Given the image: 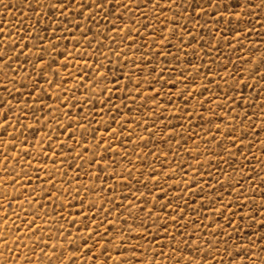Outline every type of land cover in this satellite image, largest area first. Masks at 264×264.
I'll use <instances>...</instances> for the list:
<instances>
[{"label":"snow or ice","instance_id":"6c2138e0","mask_svg":"<svg viewBox=\"0 0 264 264\" xmlns=\"http://www.w3.org/2000/svg\"><path fill=\"white\" fill-rule=\"evenodd\" d=\"M221 6L230 18L235 17L237 25L227 28V32L234 35L231 40L226 36L223 38L224 47L242 48L237 38L242 39L248 29L241 20L254 8L264 7V0L260 4L255 0H236V7L231 9L223 0L220 3L217 0H27L25 7L31 16L25 13L24 19L15 25L10 20H0V24L7 26V31L0 27V148L3 149L0 152V169L3 171L0 179V221L3 222L0 246L9 253L15 249L17 257L24 255L27 264H33L32 256L43 257L44 264H53L54 260L56 264H160V260L169 264V259L171 264H225L220 240L216 238L221 233L226 237L223 242L227 253L231 234L223 230L221 223L209 230L211 224L223 220L236 232L240 224H246L248 220L255 224L254 214H259L262 217L260 229H264V175H261L264 165L257 160L255 168H259V172L254 168L244 172L242 161L237 167V153L245 160L251 155L249 149L240 152L245 146L244 137L264 132V123L259 128L253 125L251 117L237 101V95H228L231 91L237 93L240 100L245 99L239 92L242 84L247 86L246 81L239 79L245 73L242 65L236 67L225 63L221 67L217 64L222 76L212 68L203 74L196 68V76L208 79L209 85L215 84L220 89L217 106L223 110V115L209 108L206 123L212 124L213 118L223 121L225 116L231 121L224 124L228 131H221L220 124H212L208 129L211 133L214 128L222 137L217 142V137L211 136L216 149L214 154L231 173L218 170L216 177L208 173L205 180L200 165L207 161L196 160V157H193L195 168L184 169L183 164L173 168L170 163L164 166L168 168L165 172L163 168L150 165L147 174L140 172L143 180L132 176L133 171H138L135 167L131 170L121 167L122 160L132 165L129 157L135 155V149L141 144L147 147L154 138L153 128L159 119L156 112L168 111L167 105H174L173 97L181 101V104L174 105L176 112L188 113L185 118L189 127L192 114L185 107L188 101L197 100L201 107L211 101V96L199 99L208 92V85H197L191 73L185 75L177 66L188 55V48L192 49L194 57L198 55L197 50L209 56L213 49L220 53L221 41L216 39L218 21L213 23V30L201 35L203 26H200L198 17ZM4 10L7 12L9 6L4 5ZM214 14L223 20L222 13L216 11ZM225 23L230 25L232 20ZM198 27L199 31H196ZM57 29H61L60 35H57ZM233 40L237 43L233 44ZM61 41L65 42L62 49L58 46ZM256 51L255 47L249 49L250 53ZM169 57L171 68L165 63ZM248 61H252L247 69L252 78L256 79L259 73V80L264 81V51H260L258 57L249 55L245 63ZM188 63L192 64V61ZM216 76L224 81L223 87L216 81ZM230 79L235 81L231 88L228 87ZM78 92L81 95L77 96ZM137 98L141 104L133 112L129 101L134 105ZM49 100L54 103H47ZM161 100L163 105L159 103ZM225 103L229 105L227 108ZM237 108L242 109L241 113H236ZM122 109H127L131 115H126ZM149 109L155 110L151 113V127L138 115L143 112L148 116ZM261 110V119L264 120V98ZM105 115L108 119H104ZM198 115L205 119L203 112ZM238 115L241 116L239 120ZM29 119L35 123H25ZM245 121H248L247 128L244 127ZM165 126L170 130L169 141L177 140L176 126L171 123ZM136 129L147 135H137L133 140ZM37 132L40 133L39 139H36ZM29 135L35 143L29 140ZM188 139L184 142L188 143ZM160 143H165L162 136ZM201 143H207V140L203 139ZM254 143L253 136L249 148ZM20 145L30 147L9 153V149ZM260 145L264 152V141H260ZM45 146L47 151H44ZM153 147L155 152L151 154L157 163L161 162V155L164 160L168 159L160 147ZM177 147H180L178 140ZM167 151L173 153L174 162L179 153L173 151L170 143ZM184 151L191 155V149ZM204 154L212 153L208 147L201 152L197 146V155ZM33 160L39 162L34 170ZM77 160L81 161L75 167L77 175L70 177L67 169H72ZM109 166L112 171L107 173ZM117 168L121 170L117 171ZM177 172L181 177L190 172L195 175L180 188L182 181L175 178ZM237 172L241 175L233 180L232 176ZM82 177H87L88 185L82 182ZM116 177L126 182L123 187L129 190V195H132L133 179L146 192L134 196L127 204V197L117 203L115 196L104 198L99 195L114 191L113 187L105 188L104 182ZM213 179L219 189L208 183ZM97 180L101 182L99 185L95 183ZM226 184L227 198L224 195ZM9 185L12 186L11 192L8 191ZM173 188L177 191L173 192ZM90 193H96V198L89 199ZM185 194L192 197L193 205L200 202L195 220L185 217V212L194 211L188 200L182 199ZM113 210L116 216H113ZM201 215L208 217V223L200 219ZM109 216L113 219L109 220ZM120 217H124L123 223ZM66 224L68 228H65ZM77 225L83 228L82 235L69 238L71 226ZM153 233H157L159 239ZM252 235L259 243L254 244L248 237L249 243L241 245L246 250L239 264H264V231L257 230ZM57 237L66 241L67 247L63 242L59 245L51 243ZM165 237L166 244L162 243ZM9 240L12 248L8 246ZM22 248L31 255L22 253ZM165 248L168 252L164 251ZM113 251L117 253L115 257L111 254ZM235 255L240 256V252ZM227 264H237L233 255L228 254Z\"/></svg>","mask_w":264,"mask_h":264},{"label":"rangeland","instance_id":"374dc122","mask_svg":"<svg viewBox=\"0 0 264 264\" xmlns=\"http://www.w3.org/2000/svg\"><path fill=\"white\" fill-rule=\"evenodd\" d=\"M27 0H0V20H10L13 25H15L19 20L24 19V14L27 13L29 16H31V12L27 7H25V3ZM218 3L221 2V0H217ZM223 2L229 4V9L235 8L236 7V0H223ZM256 4H260L261 0H255ZM4 5L9 6V10L5 12L4 10ZM239 11V9H236ZM218 11L219 13L223 14V20H219V17L214 14V12ZM35 19V18H33ZM199 19V24L200 26H203V32H201V35L204 33L213 30L212 25L214 22L216 23V28L219 30V35L216 37V39L221 41V51L220 53H217L215 49L212 50V55L209 56L206 52H200L198 51L197 56H193V52L191 48L186 49L188 55L183 57V62L180 63L177 67L181 70L184 71L185 75H188L189 73L192 74L193 77L196 78L197 85H208V92L204 93V97H200V100H204V98L211 96V101L209 103L204 104L203 107H201L200 103L197 100H189L188 104L185 106L188 108V112L192 114V123L191 126L189 127L188 121L185 118L188 113H178L176 112L175 109V104H181V101L173 97L174 99V105H167L168 111H164L161 109L159 112H156V116L159 117V119L156 121L155 128H153L154 132V138L149 141L148 146L145 147L143 144L140 145V147L135 149V155L132 157H129L132 159V165L127 164V160H122L121 161V167H128L129 170H131L133 167L137 169L138 171H133L132 176L133 177H139L140 180L144 179L143 175H140V172H144L147 174L149 171L150 165L153 168H163V171L167 172L168 168L164 167L165 165H169L171 163V166L173 168H176L177 165L183 164L184 169H188L189 167H196V160H201V161H207V163H202L200 165L201 171L205 173V180H207V174L211 173L213 177H216L218 175V170H227L231 173L230 169H227V165L223 163H219V158L214 154L216 149H215V144L211 140V136L215 135L217 137V142L222 138L219 133L215 132V129L213 128L212 132L210 133L208 129L212 127V124H220L221 125V131H228L224 127L225 123H231V121L228 120V116L224 117V120L221 121L219 119L213 118L212 124L206 123V119L209 116L208 109L211 108L213 111L217 112L218 115H223V110L219 109L217 106V101L219 99L218 93L220 92V89L216 88L215 84H208V79H201L200 77L196 76V68L199 69V72L201 74L208 72L210 68L214 69L215 72H220V76L223 75V72L221 71V68H217L216 65L219 64L221 67L225 63L229 64H235L236 67H240L241 65L245 69V73L243 76H240L239 79L241 81H246V85L244 84L241 85L240 87V94L244 96V100H240V96L237 93L229 91L228 95H237V101L243 106V111H246L248 116L251 117L252 123L256 128H259L262 123H264V120L261 119V101L262 98H264V81L259 80V73L256 74V79L252 78V75L250 72L247 71L249 68V65L252 63V61H248L245 63V61L248 60L249 55H253L254 57H258L260 55V51H264V7L262 8H254L251 10V12H248L247 14L244 15L243 19L241 20V24L244 25L248 31L244 32L243 38H237V40H240V43L243 45V47L237 46L235 50H233L231 47H224L225 40L223 39L225 36L227 39L231 40L233 37V33L227 32L228 27L235 28L237 27L235 17H229L227 11L221 6L217 10H213L210 12H206L204 15H201L198 17ZM229 19L232 20V23L230 25H227L225 22L228 21ZM28 23V21H26ZM206 25V26H205ZM223 26V27H222ZM0 27H4L5 30L7 31V26L0 24ZM33 27H35V24H33ZM43 27V24L41 25ZM57 35L61 34V29H57ZM93 31H96L95 26H93ZM196 31H199V27L196 29ZM43 35V32L40 33ZM70 40L71 37H68ZM237 40H233V44L237 43ZM64 41H61L60 44L58 45L61 49L64 46ZM69 49H71V44L68 45ZM257 48L258 51L255 53H250L249 49L250 48ZM147 51V48L145 49ZM175 51V49H173ZM139 55V54H137ZM62 60L63 57H60ZM192 61V64H189L188 62ZM210 61H215V63H210ZM107 63V62H106ZM165 63L169 64V67L171 68V58L169 57ZM229 71H232L231 68H229ZM155 75V73H153ZM179 75V73H177ZM235 76L236 74L233 73ZM220 76H216L215 79L217 82L221 84V86H224V81L220 79ZM169 80H171V77H168ZM43 83V81H41ZM72 81H69V84H71ZM235 83L234 80H229L228 87L231 88L233 84ZM254 87H248V86H253ZM11 86V85H9ZM19 87V85H17ZM67 87V85H66ZM131 87V85H130ZM156 87H159V85H156ZM178 87H182V85H178ZM203 89H201L202 91ZM173 92L176 91V89L172 90ZM77 96L81 95V93H76ZM254 101V103H253ZM47 103H54L52 100L47 101ZM117 103H119V100H117ZM161 105L164 104V101L159 102ZM129 104L133 108V112L137 111V105L141 104V101L137 98L136 99V104L132 105L131 100L129 101ZM195 104V110L193 111V105ZM184 106V105H182ZM229 105L225 103V108H227ZM73 111H76L74 109ZM122 111L126 115H131L127 113V109H122ZM149 115L145 116L143 112H139L138 115H140L144 120H147L149 122V126L151 127V113L155 111L154 109H149ZM242 109L237 108L236 113H241ZM203 112L205 119H200L199 113ZM231 115V114H229ZM241 118L240 115L237 116V119L239 120ZM62 119V118H61ZM97 119H100L98 116ZM104 119H108V116L105 115ZM25 123H30L34 124L35 121L32 119H29L28 121H25ZM131 123V121H130ZM166 123H171L175 125V132L178 134L177 135V140L180 143V147H177V140H171L169 141V129L165 126ZM112 127H116V125H112ZM132 127L134 128L135 125L132 124ZM244 127H248V121H245ZM159 129V131H157ZM237 131L239 132V128H237ZM97 135H100V132L97 133ZM104 135H107L105 133ZM137 135H147V133L143 132L141 129H136V135H133L132 139L136 140ZM161 136L163 137L165 143H160V138ZM192 137V139H188V137ZM253 136L255 137V143L253 146L249 148V144L253 140ZM253 136H248L244 137L245 140V146L240 149V152H245V149H249L251 155L247 156V159L245 160L244 157L240 156V153H237L236 156L238 158L237 160V167L240 166V162H243L244 165V172H248L249 169H255L256 172H259V168H255V165L257 163V160L261 162L262 165H264V152L261 151V145L260 141H264V132L261 133H253ZM29 140L32 143H35V139L31 135H29ZM40 138V133L37 132L36 134V139ZM77 138H79V132H77ZM61 139H66V137H61ZM188 139V143H185L184 141ZM206 139L207 143H201V140ZM169 143L173 149L174 152H178L179 155L176 156L175 161H172V152H168L167 149L169 147ZM69 144H71V141H69ZM153 145H156L160 147L165 154H167L168 159L164 160L163 155H161V162L157 163L155 156L152 155L151 153L155 152V147ZM197 146L199 147L200 151L203 152V149L205 147H208L210 149V153L212 154H204V155H197ZM23 147H30V145L25 146V145H20L15 149H9V153H14L20 151L21 148ZM117 149H119V145H117ZM185 149H191V155H189L187 152H185ZM131 145L129 146V151H131ZM3 149L0 148V152H2ZM44 151H47V147H44ZM233 151H235V148H233ZM253 156L256 157V159H253ZM139 157H144L143 160H140ZM193 157H196V160L193 159ZM225 159H229L227 156H225ZM15 164V161L12 162ZM39 162L33 160L32 161V167L33 170L37 166ZM81 164V161L77 160L75 165H73L72 169H67L69 176L77 175L75 172V167L76 165ZM84 168H81V171H83ZM121 168H117V171H120ZM17 171H19V166L17 165ZM112 171V166H109L107 169V173H110ZM105 173V175H107ZM43 175V173H41ZM195 175V172H190L187 174L186 177H181L179 175V172L176 174V179L181 180L180 188L184 187V182L186 180H191L192 177ZM241 175L240 172L235 173V175L232 176V179L234 180L235 178L239 177ZM261 175H264V172H261ZM3 178V171L0 169V179ZM221 180H223V177H219ZM131 179V178H130ZM82 182L85 185H88L89 181L87 177H82ZM133 184L134 187H132L131 192L132 195H129V190L125 187H123V184L126 183L125 181H122L119 179V177H116L115 179L112 180H106L104 182V187H113L114 191L113 192H103L99 193V195L103 196L104 198H109L112 196H115L116 202L119 203L124 197H127V200L125 201V204H127L128 200H133L134 196H140L142 192H146L145 189L141 188L139 184H136L135 180L133 179ZM97 185H99L101 182L97 180L95 182ZM161 183H163V179L161 180ZM208 183L214 184L218 189L219 185L216 184V180L213 179L211 181H208ZM172 181H169V186H171ZM256 184L259 185L260 181L259 179L256 180ZM67 186V185H65ZM195 187V186H193ZM247 187V184H246ZM2 188V186H0ZM139 189V191H137ZM227 184L225 185V191L224 195L225 198H227ZM9 192L12 191V186L9 185ZM23 191V189H21ZM177 191V189L173 188V192ZM208 194L211 195V190H208ZM83 195V194H82ZM96 193H90L89 194V199H95L96 198ZM169 195L171 196L172 193L170 192ZM160 199H163V197H160ZM183 200H188L189 204L192 205L193 207V212H185V217L186 218H191L193 220L196 219V210L199 209L200 202L197 201L194 205L192 204V197L189 195L185 194L182 197ZM256 201L257 204L259 203V194L257 192L256 195ZM2 203V201H0ZM99 204L100 201H97ZM15 206V202H14ZM4 207H7V205H4ZM105 207H108V204H105ZM215 207V205H213ZM16 211H19V209H15ZM2 211V209H0ZM65 212L68 211L67 208L64 209ZM135 212V209L133 210ZM209 212L211 213V209H209ZM174 214V213H173ZM75 215V213H73ZM117 213L115 210H113V216H116ZM141 216L143 215L142 213L140 214ZM255 215V220L256 223L253 224L251 220H248V222L241 223L240 228L236 231L233 232V227H230L227 223H225L223 220H216L215 223L210 225L209 230L211 228L215 227L216 223H221L223 224V230L227 231L228 233L231 234V240L228 241L227 244V253L224 252L225 249V244H224V239L226 237H223V233H221L220 237H217L216 239L220 240V250L221 253L223 254V259L225 261V264L228 262V254H231L235 257V260L237 264H239V261L241 259V256L245 254L246 249H242L241 245H247L249 243L248 237L252 238L253 243H259L257 238L253 236V232H256L257 230L259 231H264V229H260V221L262 217L259 214H254ZM113 216H109L108 219L112 220ZM121 223H123L124 217H120ZM200 219L204 223H208V217L201 215ZM187 222V221H185ZM37 223H40V221H37ZM3 222L0 221V227H2ZM69 225L66 224L65 228H68ZM80 227L79 225L77 226H71V233H68L69 238H72L74 235H82L83 233V228L80 227V232H77V228ZM124 227H127V225H124ZM8 231V230H5ZM55 231V229H53ZM169 231L171 232V226L169 227ZM154 235H158L157 233H153ZM159 239V235H158ZM61 242L64 243L65 247H67V242L66 241H61V238L57 237L55 240L51 241V243L59 245ZM167 238L165 237L162 241V243H167ZM113 243H116V241H113ZM9 248H12V242L9 240L8 244ZM153 248H155V245H153ZM95 251V249H94ZM165 252H168V249H164ZM239 251L240 256H236L235 253ZM15 249H13V253H9L6 251L3 246H0V264H27V261L25 260V256L21 255L19 257L14 255ZM22 253H26L25 249H21ZM27 255H31L30 253H26ZM112 256L115 257L117 253L113 251ZM91 255V254H90ZM202 255V253H201ZM32 261L33 264H44V258L43 257H37V256H32ZM151 257L149 256V259ZM219 258V257H218ZM159 259V257H158ZM195 259H199V256H195ZM53 264H56L55 260L53 261ZM160 264H164L163 260H160ZM169 264H171V260L169 259ZM258 264V262H257Z\"/></svg>","mask_w":264,"mask_h":264}]
</instances>
